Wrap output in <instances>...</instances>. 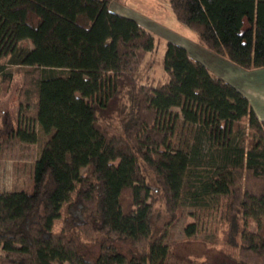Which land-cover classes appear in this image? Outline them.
Masks as SVG:
<instances>
[{
    "label": "trees",
    "instance_id": "obj_1",
    "mask_svg": "<svg viewBox=\"0 0 264 264\" xmlns=\"http://www.w3.org/2000/svg\"><path fill=\"white\" fill-rule=\"evenodd\" d=\"M111 1L0 0V77L12 80V65L38 69L36 117L47 134L32 186L0 191V264H264V119L181 43H167L155 79L145 68L155 35ZM171 4L205 46L264 67V0ZM10 136L37 141L0 109V155ZM158 203L174 217L186 206L221 209L237 253L174 250L186 241L166 240L169 223L154 233ZM99 233L90 258L78 238Z\"/></svg>",
    "mask_w": 264,
    "mask_h": 264
},
{
    "label": "rangeland",
    "instance_id": "obj_2",
    "mask_svg": "<svg viewBox=\"0 0 264 264\" xmlns=\"http://www.w3.org/2000/svg\"><path fill=\"white\" fill-rule=\"evenodd\" d=\"M110 6L120 13L135 17L155 35L156 50L148 53L145 58L148 62L145 68L148 67V71L155 79L165 75L161 58L165 54L167 43L172 40L185 45L191 55L208 65L212 73L225 77L244 91H250L252 102L264 107L261 104L263 96L257 94L264 89V68L260 70L258 67H242L227 55L205 46L200 40L199 32L177 17L171 0H112ZM22 45H31V41L25 39ZM10 70L13 72L12 80L2 81L0 77V109L10 111L17 125L20 124L24 128L37 132V141L29 142L18 136L5 139L0 155V191L32 186L34 165L47 139V134L41 129L36 117V89L33 82L38 69H32L26 65H12ZM32 71L33 74H31ZM30 84H32L31 96L26 93ZM28 100L29 103H27ZM175 108L180 110V107ZM155 209L157 215L154 219V233L164 232L165 223H169L165 229L166 240L171 244L186 241L182 244L184 246L173 248L174 250H204V246L208 245L217 248L226 247L230 252L237 253L238 249L227 245L230 227L221 209L209 211L186 206L180 208L175 217L161 203L155 205ZM190 225H194L195 233L193 234H189ZM54 227L60 229L61 220H58ZM251 228L256 229L254 221H251ZM104 237L102 233L91 239L82 235L78 241L82 242L80 246L83 252L90 258H95ZM116 243L124 251L132 248V243L125 238H118ZM174 258L171 259L170 264H196L197 262L195 256L190 257L189 260Z\"/></svg>",
    "mask_w": 264,
    "mask_h": 264
},
{
    "label": "crops",
    "instance_id": "obj_3",
    "mask_svg": "<svg viewBox=\"0 0 264 264\" xmlns=\"http://www.w3.org/2000/svg\"><path fill=\"white\" fill-rule=\"evenodd\" d=\"M261 68H264V67H258V69H260V70H261ZM222 77H223V76H222ZM224 78H225V77H224ZM227 80H228V79H227ZM229 81H230V80H229ZM247 88H252V87L247 86ZM263 88H264V86H263ZM240 89H241V88H240ZM243 91H244V90H243ZM244 93L249 97L250 102H251V104H252V107L255 109V111L258 113V115H259L262 119H264V107H260V106L254 104V103L252 102L250 91H247V90H246V91H244ZM257 94L263 96V99L261 100V104H262V106H264V89H262L260 92H257Z\"/></svg>",
    "mask_w": 264,
    "mask_h": 264
}]
</instances>
